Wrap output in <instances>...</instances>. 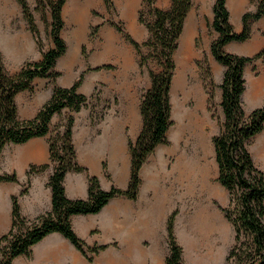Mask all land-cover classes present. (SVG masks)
I'll return each instance as SVG.
<instances>
[{
    "label": "trees",
    "instance_id": "trees-1",
    "mask_svg": "<svg viewBox=\"0 0 264 264\" xmlns=\"http://www.w3.org/2000/svg\"><path fill=\"white\" fill-rule=\"evenodd\" d=\"M67 0H37L38 7L50 8L53 18L52 36L55 46L43 52L37 61H27L19 72L10 73L0 51V161L4 150L10 144H23L34 137L49 136L50 159L54 171L48 185L52 188V208L35 217H27L21 211L20 196L29 193L32 176L45 171L50 165L32 164L27 172V185L20 196L12 197V226L0 236V264H15L19 256L31 257L33 247L53 232H60L90 261L107 244L93 246L81 238L73 228L72 216L99 213L112 198L126 196L137 199L142 184L141 169L150 154L162 144H167L168 131L174 124L172 118L171 91L175 74L174 53L179 46L185 21L193 6V0H171L169 8H160L157 0H144V9L139 20L149 30L148 39L140 43L119 28L126 39L140 55V66L144 67L150 58L157 59L160 70L150 71L151 85L144 92L140 111L142 129L136 140L128 138L132 155L131 180L128 188L113 186L106 190L100 179L80 164L74 144V113L89 106V96L80 92L83 75L70 87L56 86L51 98L30 119L20 116L17 96L25 90H34L36 78H56L58 59L66 53L67 44L61 36L64 26L62 10ZM253 1V0H252ZM30 30L36 36L39 47L42 41L33 11L27 0H18ZM109 7L113 0H106ZM43 9L42 11H44ZM264 18V0H259L254 12L242 16L243 29L237 31L231 22L227 0H216L214 5L213 28L219 36L211 45L214 58L226 66L221 83L223 90L222 107L225 120L220 132L213 137L219 181L230 195L229 206L222 208L227 219L233 224L235 239L225 264H264V171L259 168L248 145L251 139L264 131V104L247 113L243 104L246 91L245 67L248 63L264 57V49L254 56L229 53L225 46L232 42H244L251 36L252 22ZM44 20L47 17L44 14ZM143 47L150 50L148 55ZM206 63V61H205ZM110 67L104 65L96 67ZM207 71L210 72L209 67ZM213 97V95H211ZM69 109L66 123L52 124V118ZM108 166L104 162V170ZM69 171L87 172L89 189L87 198L71 199L66 194L65 178ZM19 182L16 172L0 174V182ZM174 212L168 219L167 231L170 253L167 264H190L184 260L183 247L175 234Z\"/></svg>",
    "mask_w": 264,
    "mask_h": 264
},
{
    "label": "rangeland",
    "instance_id": "rangeland-1",
    "mask_svg": "<svg viewBox=\"0 0 264 264\" xmlns=\"http://www.w3.org/2000/svg\"><path fill=\"white\" fill-rule=\"evenodd\" d=\"M27 1L38 25L42 47H39L36 36L30 30L18 0H0V31L4 35L21 34L24 30L32 32L42 59L43 52L55 46L51 31L53 18L50 8L38 7L37 0ZM215 1L193 0L179 46L174 53L176 69L171 91L174 124L168 131L169 142L158 146L145 162L150 178L145 197L151 202L158 201L159 205H163L157 210H152V225L155 223L156 212L159 223L163 221V212L166 213V223L169 217L177 212L175 234L183 247L184 260L190 264H225L235 239L234 226L222 210L229 206L230 195L219 181L213 143V137L220 132L225 120L221 104L223 90L220 85L226 71V66L220 63L223 68L219 75L212 66V59L215 58L211 45L219 36L213 28ZM258 1L227 0L233 25H236V16L241 19L244 13L256 11ZM157 5L160 8H169L171 0H157ZM43 9L45 10L42 11ZM143 9L144 0H113L111 7L107 5L106 0H67L62 10L64 26L61 30L67 50L58 59L54 69L60 72V75L56 78H36L33 82L34 90L20 92L17 102L21 110L37 112L51 98L56 86L70 87L83 75L79 90L89 96V106L83 110L90 111L93 121L100 122L108 109H113L115 115L125 121L129 116L133 117L134 111L140 110L142 96L151 85L150 71L161 68L158 60L154 58H150L147 65L141 67V57L136 48L119 30L123 29L140 43L145 42L149 37V30L139 20ZM44 14L47 21L44 20ZM258 22H252L248 40L232 41L243 45L233 46L234 48L238 47L240 51H244L243 54L249 56H254L264 49V26H259ZM143 52L148 55L150 50L143 47ZM40 59H27L19 65L8 59L13 66L7 65L4 59V64L10 73L15 74L25 62ZM104 65L110 67L96 69ZM244 75L247 91L243 104L246 112L250 113L264 104V57L248 63ZM184 89L190 91V94L185 100L183 110L181 104L185 99ZM185 110H189L191 116L198 113L205 115L207 119L204 131L208 134L210 148L208 160L205 162L208 163L205 176L196 177V172L192 171L183 174L186 171L182 168L184 159L181 157L187 151L185 148L196 142V118L183 119V115L187 114ZM70 113L69 109H64L61 114H57L53 126L61 122L66 123V116ZM181 124H184L186 129L183 137L179 139L177 133ZM125 128L129 138V126L126 125ZM176 144L181 151H174ZM248 148L256 165L264 171V131L251 139ZM15 149V145H10L3 153L0 174L7 173L5 170L9 157ZM174 169L177 173L173 172ZM106 174L110 177L108 169ZM27 180L28 176L23 188L27 185ZM95 257L96 255L94 260ZM23 258L24 255L17 257L15 264H25Z\"/></svg>",
    "mask_w": 264,
    "mask_h": 264
},
{
    "label": "crops",
    "instance_id": "crops-1",
    "mask_svg": "<svg viewBox=\"0 0 264 264\" xmlns=\"http://www.w3.org/2000/svg\"><path fill=\"white\" fill-rule=\"evenodd\" d=\"M235 21V29L242 31V18L236 16ZM258 21L257 24L263 27L264 18ZM231 22L233 24L232 15ZM235 44L228 43L225 46L226 51L246 55L238 47L234 48L243 47V45ZM0 51L7 65L11 62L19 65L27 59L41 58L33 33L26 30L15 35H4L0 31ZM212 66L220 75L222 65L216 59H212ZM246 91L243 100L246 98ZM19 112L23 119H30L38 111H22L19 106ZM56 116L57 114L52 118V124L57 120ZM74 116V144L79 163L86 166L90 174L99 177L104 189L110 190L113 186L121 189L128 188L131 180L132 155L125 127L129 126V136L132 140H136L142 129L140 110H135L133 117L129 116L126 121L117 117L113 109H108L100 122L93 121L90 111L83 109L74 113ZM10 145H15L16 149L9 157L5 172H16L19 182H0V236L12 226V197L20 196L28 176L27 172L32 164H49L50 166L45 171L32 176L29 193L20 196L21 211L27 217H35L52 208L53 193L48 183L54 171V165L50 159L49 136L34 137L26 143ZM104 162L107 163L110 177L104 170ZM141 178L138 200L118 196L112 198L99 213L72 216L74 230L88 245L92 246L95 243L109 245L96 255L93 262H90L62 233L53 232L34 245L31 257L23 258L24 263L167 264L170 249L166 213L163 212V221L159 223L156 212L155 223L152 225V210H157L163 205H159L158 201L151 202L145 197L147 183L149 184L150 180L145 164L141 169ZM64 184L69 198L88 197L89 179L86 172L69 171Z\"/></svg>",
    "mask_w": 264,
    "mask_h": 264
},
{
    "label": "bare ground",
    "instance_id": "bare-ground-1",
    "mask_svg": "<svg viewBox=\"0 0 264 264\" xmlns=\"http://www.w3.org/2000/svg\"><path fill=\"white\" fill-rule=\"evenodd\" d=\"M185 85V84H184ZM190 94V91L184 89V95L185 96V99L184 101L182 102L181 104V107L182 109L184 110V105H185V100L186 98L189 96ZM175 109V108H174ZM194 111V110H192ZM185 112H187V114H184L183 115V119L184 118H196L195 120V138H196V142L192 145H189L188 148H185L187 151L185 152V154H183V158L184 159V163L182 164V168L186 171L185 173L183 174H186L187 172L188 173H192V172H196V177H199V176H205L206 173H207V164L208 163H205L208 159H207V156H208V150L210 148V144H209V137H208V134L204 131L205 130V127L207 125V119L204 117V116H201L199 115L198 113L197 114H194V116H191V114H189V110H185ZM178 113V112H177ZM193 113V112H192ZM200 113V112H199ZM188 121V120H186ZM185 121V122H186ZM193 122V121H192ZM189 126V125H188ZM191 128V127H190ZM194 128V127H193ZM186 129V126L184 124H181L179 127H178V133H177V136L179 139H181L184 135V131ZM174 130V129H173ZM188 130V129H187ZM192 130V129H191ZM190 130V131H191ZM177 131V130H176ZM192 132V131H191ZM176 133V132H175ZM262 149V148H261ZM171 150V149H170ZM169 150V151H170ZM172 151V150H171ZM170 151V152H171ZM174 151H181L180 148H179V145L176 144L175 147H174ZM262 153V152H261ZM262 156H263V153H262ZM180 160V158H179ZM179 165V164H178ZM182 169V170H183ZM166 170V169H165ZM175 171H173L174 173H177L176 172V169H174ZM192 171V172H191ZM187 173V174H188ZM171 175V173H169ZM169 174H166L168 176H170ZM173 174V173H172ZM174 175V174H173ZM182 175V174H181ZM191 175V174H190ZM195 175V174H194ZM179 176V175H178ZM184 176V175H183ZM154 177V176H153ZM166 177V176H165ZM187 177V176H186ZM189 177V176H188ZM187 177V178H188ZM192 177V175H191ZM194 177V180L195 178ZM209 177V176H208ZM181 178V177H179ZM205 178V177H204ZM202 178V179H204ZM205 225V224H203Z\"/></svg>",
    "mask_w": 264,
    "mask_h": 264
}]
</instances>
